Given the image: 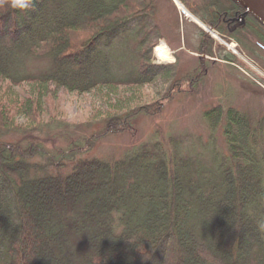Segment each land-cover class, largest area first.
Here are the masks:
<instances>
[{
    "label": "trees",
    "instance_id": "16d2710c",
    "mask_svg": "<svg viewBox=\"0 0 264 264\" xmlns=\"http://www.w3.org/2000/svg\"><path fill=\"white\" fill-rule=\"evenodd\" d=\"M231 1L264 33L252 12ZM141 8L139 0H35L25 13L0 14V83L26 85L40 98L49 87L85 93L151 83L160 70L148 63L152 46L140 50L135 75L115 82L102 54ZM83 30L91 34L77 39ZM43 57L49 67L25 71L24 59ZM38 106L28 97L17 105L26 114ZM137 113L107 119L101 131L54 155L25 133L22 141L0 142V264H264V118L219 106L204 113L227 151L213 195L196 187L192 161L176 150L167 161L159 144L121 163L78 161L65 176L45 174L68 168L106 136L133 134ZM6 118L0 105V122ZM34 158L46 167L32 166Z\"/></svg>",
    "mask_w": 264,
    "mask_h": 264
},
{
    "label": "rangeland",
    "instance_id": "374dc122",
    "mask_svg": "<svg viewBox=\"0 0 264 264\" xmlns=\"http://www.w3.org/2000/svg\"><path fill=\"white\" fill-rule=\"evenodd\" d=\"M139 1L141 13L126 30L111 36L102 48L103 60L110 81L125 80L135 75L140 50L152 46L148 63L160 69L153 81L141 86L109 84L85 93L49 87L42 98L26 85L1 82L0 105L6 106L7 120L0 122V142L35 136L54 155L76 139L101 131L107 119L138 112L133 134L106 136L91 151L76 156L68 168L51 166L45 174L65 176L78 161L121 163L143 147L159 144L167 161L175 160L174 150L177 157L192 161L196 187L213 195L227 151L221 129L211 131L204 113L219 106L238 110L253 121L264 118V46L257 39L264 33H256L253 19L240 14L231 0ZM83 31L77 39L89 33ZM160 44L166 46L169 61L161 62L155 54ZM49 64L48 57L26 58L23 67L39 72ZM25 97L39 103L28 114L17 107ZM259 146L264 150V140ZM29 163L46 167L44 158Z\"/></svg>",
    "mask_w": 264,
    "mask_h": 264
},
{
    "label": "clouds",
    "instance_id": "9594fccd",
    "mask_svg": "<svg viewBox=\"0 0 264 264\" xmlns=\"http://www.w3.org/2000/svg\"><path fill=\"white\" fill-rule=\"evenodd\" d=\"M35 0H0V14H22L30 10Z\"/></svg>",
    "mask_w": 264,
    "mask_h": 264
},
{
    "label": "water",
    "instance_id": "95a60500",
    "mask_svg": "<svg viewBox=\"0 0 264 264\" xmlns=\"http://www.w3.org/2000/svg\"><path fill=\"white\" fill-rule=\"evenodd\" d=\"M252 13L264 21V0H240Z\"/></svg>",
    "mask_w": 264,
    "mask_h": 264
},
{
    "label": "bare ground",
    "instance_id": "6f19581e",
    "mask_svg": "<svg viewBox=\"0 0 264 264\" xmlns=\"http://www.w3.org/2000/svg\"><path fill=\"white\" fill-rule=\"evenodd\" d=\"M247 12L251 13V11L248 8H247ZM154 51H155V54L158 56V59L161 62H165V61H169L170 60V54H169L166 46H164V44H160L158 47H156L154 49Z\"/></svg>",
    "mask_w": 264,
    "mask_h": 264
},
{
    "label": "flooded vegetation",
    "instance_id": "af4514ba",
    "mask_svg": "<svg viewBox=\"0 0 264 264\" xmlns=\"http://www.w3.org/2000/svg\"><path fill=\"white\" fill-rule=\"evenodd\" d=\"M209 5H212L213 6V4H209ZM217 5H216V3H215V7H216ZM216 16V15H215Z\"/></svg>",
    "mask_w": 264,
    "mask_h": 264
}]
</instances>
